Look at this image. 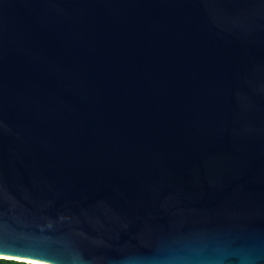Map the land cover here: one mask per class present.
<instances>
[{"label":"water","instance_id":"1","mask_svg":"<svg viewBox=\"0 0 264 264\" xmlns=\"http://www.w3.org/2000/svg\"><path fill=\"white\" fill-rule=\"evenodd\" d=\"M0 259L264 264V0H0Z\"/></svg>","mask_w":264,"mask_h":264},{"label":"trees","instance_id":"2","mask_svg":"<svg viewBox=\"0 0 264 264\" xmlns=\"http://www.w3.org/2000/svg\"><path fill=\"white\" fill-rule=\"evenodd\" d=\"M0 264H30V263L18 262V261L7 260V259H0Z\"/></svg>","mask_w":264,"mask_h":264},{"label":"bare ground","instance_id":"3","mask_svg":"<svg viewBox=\"0 0 264 264\" xmlns=\"http://www.w3.org/2000/svg\"><path fill=\"white\" fill-rule=\"evenodd\" d=\"M22 261H24V260H22ZM43 264H48V263H43Z\"/></svg>","mask_w":264,"mask_h":264}]
</instances>
